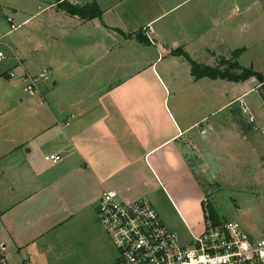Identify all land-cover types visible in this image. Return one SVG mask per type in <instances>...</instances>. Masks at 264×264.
Masks as SVG:
<instances>
[{
	"label": "crops",
	"instance_id": "obj_1",
	"mask_svg": "<svg viewBox=\"0 0 264 264\" xmlns=\"http://www.w3.org/2000/svg\"><path fill=\"white\" fill-rule=\"evenodd\" d=\"M49 1H44V17L50 24L70 22L89 37L91 45L78 50L88 61L62 65L89 73L78 88L91 87L75 97L66 92L56 111L43 98L47 110L28 111L31 125L18 129L11 123V141L3 140L10 146L0 152V163H11L13 174L11 195L3 197H9L11 206L0 214L4 262L11 250L15 264H50L45 259L51 255V240L72 243L75 225L84 220L92 232L97 227L103 232L96 211L104 191L116 193L124 203L150 202L178 238L185 235L190 241L203 230L210 194L220 189L218 173L226 172L227 164L239 171L237 145L247 142L263 158L262 147L254 146L258 132L242 114L246 109L262 119L260 85L254 78L194 81L190 66L179 67L186 60L172 54L180 48L176 43L169 50L151 39V24L162 15H153L148 6V19L134 34L123 0H64L80 7L96 5L101 17L88 21L66 15ZM140 31L152 43H139L135 36ZM132 52L136 57L128 59ZM9 74L1 71L0 77L11 78ZM247 81L257 85L237 93ZM65 111L75 113L69 119L63 117ZM219 113L223 115L217 117ZM21 116L26 118L24 112ZM47 156L59 161H38Z\"/></svg>",
	"mask_w": 264,
	"mask_h": 264
},
{
	"label": "rangeland",
	"instance_id": "obj_2",
	"mask_svg": "<svg viewBox=\"0 0 264 264\" xmlns=\"http://www.w3.org/2000/svg\"><path fill=\"white\" fill-rule=\"evenodd\" d=\"M44 1L46 0H0V33L8 32L6 19H11L14 25L20 26L8 34L0 45V52L5 56L0 61V72L7 71L14 75L11 78L0 77V152L10 146L9 142L5 143L3 140L11 141V131L14 128L12 126L11 129V123L18 125V129L31 125V113L28 114V111H46L47 103L44 99L56 111L57 101L66 92L75 97L90 91L91 86L88 87L87 84L78 88V82L84 77L88 80L89 73L78 74L73 67L65 68L62 65L64 62L72 66L82 64V60L88 61L85 60L86 55L78 51L79 48L91 45L88 35L81 33L70 22L50 24L44 17L48 10ZM59 2L49 1L51 6L56 7ZM181 2L183 3L180 4ZM123 5L128 10L126 22L131 28L129 32L135 34L140 28L137 26L148 19L145 9L153 8V15L162 16L151 24L154 35L150 37L155 38L164 48L174 50L173 45L176 43L192 60L207 66L216 64L218 58L234 61L233 52L240 51L236 59L239 65L264 76V0H123ZM25 20L28 21L24 23ZM99 22L105 21L101 19ZM148 41L150 42L149 39ZM134 57L135 53L128 54V59ZM179 67L189 68V63L186 60ZM25 73L35 78L32 96V93L23 91L25 82L19 79ZM41 75L44 78L40 79ZM55 82L56 87L53 86ZM255 85L257 82L247 81L237 93L241 94ZM73 89L77 92H72ZM251 96L255 98L256 93ZM260 111L262 119L256 120L261 128L264 125V109ZM23 112L26 118L21 116ZM74 113L75 111H65L63 117L70 119V115ZM220 115L223 114L219 113L217 117ZM19 117L20 121H11L12 118ZM248 127L255 133L258 132L254 138L258 143L254 146L257 149L262 147L260 153L263 158L260 161L258 153L252 152V145L248 148L247 142L237 145L238 149L235 151H239V171L234 170L235 164L234 168H229L227 164V171L218 173L220 189H215L210 194L209 204H212L211 208L219 223L234 220L247 232L259 235L264 231V135L251 124ZM40 159L43 164H49L44 157L38 161ZM12 175L11 163H0V202H3L0 214L4 208L11 206L9 197H3L11 195ZM155 209L160 215L159 209ZM162 214L163 212L161 216ZM209 214L210 211L207 213L208 217ZM88 225L87 220L75 225L72 243L69 239L65 243L52 239L48 249L51 255L45 262L101 264L100 260H105L103 264H110L116 253L107 235L98 227L92 232ZM179 239L182 244L186 245L188 242L185 235H181ZM5 259L3 264H15L11 250L6 252Z\"/></svg>",
	"mask_w": 264,
	"mask_h": 264
},
{
	"label": "built area",
	"instance_id": "obj_3",
	"mask_svg": "<svg viewBox=\"0 0 264 264\" xmlns=\"http://www.w3.org/2000/svg\"><path fill=\"white\" fill-rule=\"evenodd\" d=\"M6 23L8 32L0 33V45L5 36L20 28L11 19ZM4 57L0 52V61ZM20 80L25 82L23 91L32 93L35 78L24 74ZM242 114L264 134V126L260 128L249 111L243 109ZM200 133L206 132L201 129ZM44 160L56 163L59 157L47 156ZM96 215L116 253L110 264H264V231L253 235L234 220L216 224L207 216L202 232L185 245L146 200L124 203L116 193L104 191Z\"/></svg>",
	"mask_w": 264,
	"mask_h": 264
},
{
	"label": "trees",
	"instance_id": "obj_4",
	"mask_svg": "<svg viewBox=\"0 0 264 264\" xmlns=\"http://www.w3.org/2000/svg\"><path fill=\"white\" fill-rule=\"evenodd\" d=\"M57 8L63 11L66 15L78 17L81 20L88 21L101 17V11L98 9L96 5H88V6H76L68 2H59ZM130 35L129 37H131ZM136 40L144 45L149 44L147 37L144 36L141 31L135 36ZM173 55L182 57L187 60L190 66V73L194 81H198L202 78H207L210 80H226L228 82L240 83L244 82L250 78H254L259 86V96L261 101L264 104V76L247 68H243L236 59L240 55V51L233 52L234 61H227L223 58H218L216 64L213 66H207L202 63H198L192 60L183 50L180 48L174 50L172 52ZM208 209L210 210L209 218L214 223H219L217 220V216L213 212L211 206L208 205ZM4 263V256L0 253V264Z\"/></svg>",
	"mask_w": 264,
	"mask_h": 264
}]
</instances>
